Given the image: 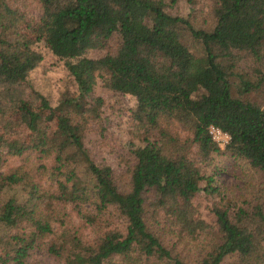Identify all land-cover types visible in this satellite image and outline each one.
<instances>
[{
  "label": "trees",
  "instance_id": "trees-1",
  "mask_svg": "<svg viewBox=\"0 0 264 264\" xmlns=\"http://www.w3.org/2000/svg\"><path fill=\"white\" fill-rule=\"evenodd\" d=\"M37 1L39 15L26 20L0 0L7 19L0 38V112L11 107L42 59L35 41L63 62L75 91L56 106L37 93V112L22 103L28 126L54 120L51 139L11 144L0 136V162L4 154H33L38 172L52 180L44 187L20 167L0 173V197L12 188L23 193L0 200V264H24L35 241L52 232L44 212L50 200L72 205L93 228L85 243L75 238L48 245L63 264H221L226 257L235 264H264V204L253 198L213 206L211 227L192 199L199 191H217L216 182L188 156L192 146L199 161L219 151L208 132L212 126L228 136L225 152L264 174V108L232 96L229 80L238 52L259 56L264 0H215L209 30L167 13L163 0ZM114 33L120 39L115 52L85 56L91 36L108 40ZM189 37L199 43L200 54L190 51ZM97 80L135 99L133 118L143 129L124 191L118 175L94 163L84 146L86 125L101 105L92 96ZM255 85L239 80L242 91ZM172 123L190 136L180 138L168 128ZM147 128L154 131L152 139ZM107 212L121 224L108 222ZM178 247L198 256L189 262Z\"/></svg>",
  "mask_w": 264,
  "mask_h": 264
},
{
  "label": "rangeland",
  "instance_id": "rangeland-1",
  "mask_svg": "<svg viewBox=\"0 0 264 264\" xmlns=\"http://www.w3.org/2000/svg\"><path fill=\"white\" fill-rule=\"evenodd\" d=\"M5 3L16 10L23 19H34L39 15L40 9L37 0H5ZM163 4L167 13L186 17L195 28L209 30L214 24L212 8L215 0H175L174 2L163 0ZM6 21L7 19L0 11V38L4 34L2 22ZM21 24L23 25V23ZM26 32L30 34L29 31ZM30 36L33 38L31 34ZM12 37L10 36L8 39L11 40ZM119 42L120 39L116 33L108 40L91 36L85 56L97 58L106 53H113ZM188 46L193 54L201 53L199 43L190 37ZM33 48L41 54L42 59L28 72L26 77L28 85L24 84L19 87L11 107L0 112V136L6 138L11 144L31 142V140L37 139L49 140L55 132L53 119L39 122L34 128L28 126L27 118L21 110L23 102L33 112H37V93L42 94L51 106H56L63 99L72 96L75 91V86L63 62L53 56L41 40L35 41ZM240 79H246L256 85L248 91H242L239 87ZM229 80L231 81L232 96L253 102L264 108V42L257 59L251 58L244 52L236 54L231 73H229ZM92 96L100 98L101 105L98 109V116L90 119L86 125L84 146L94 163L108 165L118 175V188L123 191L127 190L129 168L134 163L132 148L144 142L143 129L137 128L133 118L135 99L128 94H120L106 88L99 80L93 87ZM168 128L172 129L180 138L190 136L186 130L181 129L179 124L172 123ZM145 132L146 136L152 139L154 131L147 128ZM213 140L217 143L219 151L210 160L199 161L194 146L188 151L189 158L199 167L201 174L212 175L216 182L217 191L211 194L199 191L192 199L200 218L211 227L215 225L211 210L213 206L253 198L264 204V174L225 152L223 149L226 142L224 138ZM43 163L47 164L48 161ZM38 164L33 154L21 156L4 154L0 162V173L20 167L31 176L34 175L33 182L41 183L46 187L51 184L52 180L45 171L38 172ZM199 184L203 186L204 181ZM11 195L23 196V193L18 188H12L1 196L0 200L3 201ZM52 203L53 200H50V209L44 210L45 213L47 212L46 219L52 232L35 241L33 247L27 251L23 258L24 264H63L60 258L47 250L49 244H56L61 240L71 244V240L75 241V238L85 243L94 234L92 226L79 218L72 205ZM106 216L108 222L118 226L121 224V219L113 212H107ZM166 243L168 246H173V242L170 240H167ZM174 248H176L175 245ZM187 249L184 251L180 247L177 248L183 255L188 256L189 262H192L198 255L193 249ZM221 264H235V259L226 257Z\"/></svg>",
  "mask_w": 264,
  "mask_h": 264
},
{
  "label": "built area",
  "instance_id": "built-area-1",
  "mask_svg": "<svg viewBox=\"0 0 264 264\" xmlns=\"http://www.w3.org/2000/svg\"><path fill=\"white\" fill-rule=\"evenodd\" d=\"M208 132L209 134H211L212 139L224 138L225 141L228 139V136L225 133L221 132L219 129L214 128L212 126L209 127Z\"/></svg>",
  "mask_w": 264,
  "mask_h": 264
}]
</instances>
